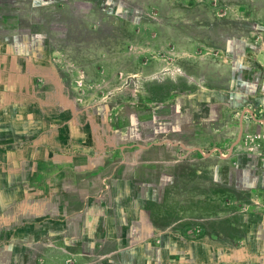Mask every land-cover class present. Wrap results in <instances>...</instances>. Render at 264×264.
I'll list each match as a JSON object with an SVG mask.
<instances>
[{
  "label": "rangeland",
  "instance_id": "1",
  "mask_svg": "<svg viewBox=\"0 0 264 264\" xmlns=\"http://www.w3.org/2000/svg\"><path fill=\"white\" fill-rule=\"evenodd\" d=\"M20 4L34 48L5 71L25 106L5 146L42 168L8 180L9 208L35 211L0 244L26 233L27 264H264V188L210 153L240 117L231 150L256 132L241 111L264 106V0Z\"/></svg>",
  "mask_w": 264,
  "mask_h": 264
},
{
  "label": "crops",
  "instance_id": "2",
  "mask_svg": "<svg viewBox=\"0 0 264 264\" xmlns=\"http://www.w3.org/2000/svg\"><path fill=\"white\" fill-rule=\"evenodd\" d=\"M6 81L3 82L4 86H1L0 83V239L7 240L9 236L4 233L5 229L10 227H17L19 223V219L24 217L25 212L31 214L35 211L34 205L35 203H28L25 202L23 208L25 209H10L9 205L6 204V200L10 199V193H8L7 189V182L9 179L14 180L16 178L20 179L19 177V167L22 166H29L34 164V168L41 167V165H37L38 163L32 162V157L34 158L35 150L31 147L26 148H13V146L8 147L7 145L9 140L12 139L14 136L18 137L21 135L20 131H15L17 127H20L19 124H16L17 121V110L20 112L22 108H24V101H21L18 97H13L12 90L13 87L8 86L5 84ZM10 87V89H9ZM8 90H11L9 93ZM260 103V101H259ZM264 103V102H263ZM23 106V107H21ZM248 113L251 123V128L253 131H260L264 132V106H258L255 109H243L241 113ZM242 116V114H241ZM239 130L237 139L232 144V147L237 144L240 140V137L243 133L244 121L239 119ZM247 124V123H246ZM253 125V127H252ZM14 129V131H13ZM230 147L229 149L220 150L218 147H214L215 149H211L210 153L217 151L218 155H222L226 159H233L235 153V159H233V164L236 170V183L239 186L247 185L246 187L251 188L252 190L256 187H263L264 188V163L261 162H254L247 159L243 154L238 153L237 150L234 152ZM237 154V155H236ZM23 155V156H22ZM22 157V159L20 158ZM25 157V158H24ZM24 158V159H23ZM35 160H39L36 159ZM50 162V161H45ZM24 164V165H23ZM53 165H56L53 163ZM42 168V167H41ZM39 175V174H38ZM38 175L36 178H38ZM36 176V175H35ZM34 176V177H35ZM33 178V181L37 180ZM46 181L48 182L51 180V176H44ZM48 179V180H47ZM29 182V180H28ZM30 183H33L30 181ZM29 183V184H30ZM36 184V183H35ZM31 188V187H28ZM32 191V188H31ZM26 200L34 199V197H25ZM11 200V199H10ZM34 201V200H33ZM22 212V213H21ZM262 223V222H261ZM261 229H264L263 225H259ZM23 232V231H21ZM20 235H16L17 237L13 238V245L10 247L8 246L9 243L0 244V248L2 247L3 250L10 249L12 250V254L10 255V259L12 258V264H27L26 256L28 255V248L30 245V240L25 239V234L21 235L22 233H17ZM30 238V236H28ZM29 244V245H28Z\"/></svg>",
  "mask_w": 264,
  "mask_h": 264
},
{
  "label": "flooded vegetation",
  "instance_id": "3",
  "mask_svg": "<svg viewBox=\"0 0 264 264\" xmlns=\"http://www.w3.org/2000/svg\"><path fill=\"white\" fill-rule=\"evenodd\" d=\"M33 1V0H32ZM23 0H6L0 4V83L7 81L5 71L10 69L12 65L15 69H20L21 66L30 58L32 48L24 46L21 40H25L26 36H30L31 30L24 28V21L21 19L20 3ZM84 6L77 4L76 10L82 9ZM18 19V20H17ZM11 20H17L13 22ZM11 22V23H10ZM28 24H30L28 22ZM27 29V30H26ZM28 41V40H27ZM29 42V41H28ZM30 43V42H29ZM22 47V48H21ZM12 250H3L0 248V264H12L10 255Z\"/></svg>",
  "mask_w": 264,
  "mask_h": 264
},
{
  "label": "built area",
  "instance_id": "4",
  "mask_svg": "<svg viewBox=\"0 0 264 264\" xmlns=\"http://www.w3.org/2000/svg\"><path fill=\"white\" fill-rule=\"evenodd\" d=\"M242 154L249 160L264 163V132L256 131L244 136Z\"/></svg>",
  "mask_w": 264,
  "mask_h": 264
},
{
  "label": "water",
  "instance_id": "5",
  "mask_svg": "<svg viewBox=\"0 0 264 264\" xmlns=\"http://www.w3.org/2000/svg\"><path fill=\"white\" fill-rule=\"evenodd\" d=\"M6 0H0V4L2 5ZM1 16V13H0Z\"/></svg>",
  "mask_w": 264,
  "mask_h": 264
}]
</instances>
